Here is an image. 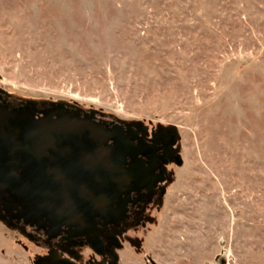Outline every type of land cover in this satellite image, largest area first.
Here are the masks:
<instances>
[{
    "label": "rangeland",
    "instance_id": "obj_1",
    "mask_svg": "<svg viewBox=\"0 0 264 264\" xmlns=\"http://www.w3.org/2000/svg\"><path fill=\"white\" fill-rule=\"evenodd\" d=\"M0 89L176 128L120 264H264V0H0ZM43 251L0 223V264Z\"/></svg>",
    "mask_w": 264,
    "mask_h": 264
},
{
    "label": "flooded vegetation",
    "instance_id": "obj_2",
    "mask_svg": "<svg viewBox=\"0 0 264 264\" xmlns=\"http://www.w3.org/2000/svg\"><path fill=\"white\" fill-rule=\"evenodd\" d=\"M172 135L0 89V223L42 246L35 259L49 255L50 264H115L114 253L119 262L127 243L141 245L135 236L173 180Z\"/></svg>",
    "mask_w": 264,
    "mask_h": 264
},
{
    "label": "water",
    "instance_id": "obj_3",
    "mask_svg": "<svg viewBox=\"0 0 264 264\" xmlns=\"http://www.w3.org/2000/svg\"><path fill=\"white\" fill-rule=\"evenodd\" d=\"M49 123H51V121H50V119H49V122H45L44 123V128L46 129H50L51 128V124H49ZM138 123H142V121H140V120H138ZM60 125V127H64L63 126V123L62 124H59ZM169 128L172 130V132H173V135H172V138H171V143H175L178 139H179V134H178V132H177V130H176V128L175 127H173V126H169ZM106 139V136H102V140H105ZM114 140L116 141L115 142V148L117 149V148H120V146H121V142L123 141V139L121 138V137H114ZM175 163H176V165L177 166H180V165H182V163H183V160H182V158H181V156H180V154H176L175 155ZM113 262L115 263V264H120L119 262H118V256H117V254L116 253H114L113 255ZM33 264H50L49 263V255H47V256H41V257H38V258H36L34 261H33ZM64 264H68V263H64ZM152 264H156V263H154V262H152Z\"/></svg>",
    "mask_w": 264,
    "mask_h": 264
}]
</instances>
